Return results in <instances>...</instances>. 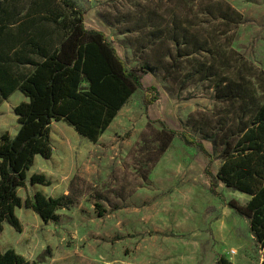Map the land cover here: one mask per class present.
<instances>
[{
	"label": "rangeland",
	"instance_id": "1",
	"mask_svg": "<svg viewBox=\"0 0 264 264\" xmlns=\"http://www.w3.org/2000/svg\"><path fill=\"white\" fill-rule=\"evenodd\" d=\"M74 1L85 27L103 31L128 69L148 67V73L96 142L63 121L51 122L49 158L36 154L17 189L21 231L3 222L1 249L36 264H214L217 255L260 264L248 219L227 205L249 196L222 184L211 194L218 150L209 162L179 133L203 138L236 123V101L214 97L219 80L264 101L254 78L264 72V0ZM175 18L188 51L180 57L164 33ZM149 94L157 100L146 106ZM18 96L0 103L1 132L18 128ZM161 121L177 133L163 130ZM203 144L211 152V143ZM33 173L50 183L31 184ZM36 191L69 194L74 203L58 211L56 223L43 222L24 205Z\"/></svg>",
	"mask_w": 264,
	"mask_h": 264
},
{
	"label": "trees",
	"instance_id": "2",
	"mask_svg": "<svg viewBox=\"0 0 264 264\" xmlns=\"http://www.w3.org/2000/svg\"><path fill=\"white\" fill-rule=\"evenodd\" d=\"M84 21V13L74 0H0V103L15 90L27 99L13 107L17 132L0 134V234L3 222L21 231L15 213L21 205L17 189L25 186L26 171L36 154L49 158L51 122L63 121L88 141L96 142L148 73V67L128 69L107 35L85 27ZM179 24L175 18L164 33L180 57L188 51L182 46L185 37L177 33ZM254 78L264 89V72L259 71ZM214 89L217 100L236 101V123L223 134L217 127L203 138L186 131L179 137L186 146L197 147L209 162L218 150L220 166L210 176L211 194L217 196L222 184L249 196L244 203L230 198L227 205L248 219V230L262 250L260 264H264V101L252 93L237 94L223 85V80ZM156 100L157 94L146 95L145 105ZM160 124L170 135L177 133L164 122ZM203 141L211 143V152ZM209 171L208 165L204 174L209 175ZM30 182L50 183L38 173L31 175ZM73 200L69 194L53 197L36 191L24 205L43 222L56 223L58 211L72 206ZM99 215H103L101 210ZM1 247L0 242V264H36L12 248L3 251ZM214 264L234 263L217 255Z\"/></svg>",
	"mask_w": 264,
	"mask_h": 264
},
{
	"label": "crops",
	"instance_id": "3",
	"mask_svg": "<svg viewBox=\"0 0 264 264\" xmlns=\"http://www.w3.org/2000/svg\"><path fill=\"white\" fill-rule=\"evenodd\" d=\"M14 93H18V94H19V96H18V99H19V100H21V99H23V101H26V100H27L26 97L23 95V93H21L19 90H15V91L10 95V97H11ZM10 97H9V98H10ZM18 99H17V100H18ZM0 105H1V104H0ZM14 106H15V105L13 104V107H14ZM18 128H19V125H18ZM18 128H17L15 131H13L12 133L9 132V134H10V135H14V134L17 132ZM5 131H6V130H5ZM5 131H3V132H5ZM3 132L0 131V134L3 133ZM6 132H7V131H6ZM1 245H2V244H1ZM2 250H3V249H2ZM5 250H6V249H5ZM227 258H229V259L231 260V262H233L234 264L237 263L236 261L234 262V260H233L232 258H230L229 256H227ZM237 264H239V263H237Z\"/></svg>",
	"mask_w": 264,
	"mask_h": 264
},
{
	"label": "built area",
	"instance_id": "4",
	"mask_svg": "<svg viewBox=\"0 0 264 264\" xmlns=\"http://www.w3.org/2000/svg\"><path fill=\"white\" fill-rule=\"evenodd\" d=\"M235 253V251L234 250H230V254L232 255V254H234Z\"/></svg>",
	"mask_w": 264,
	"mask_h": 264
}]
</instances>
